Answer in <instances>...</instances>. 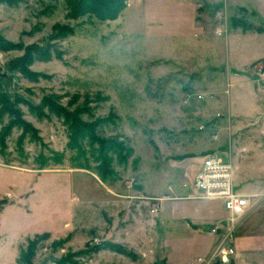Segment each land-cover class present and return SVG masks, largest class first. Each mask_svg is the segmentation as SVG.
Segmentation results:
<instances>
[{
    "label": "rangeland",
    "instance_id": "1",
    "mask_svg": "<svg viewBox=\"0 0 264 264\" xmlns=\"http://www.w3.org/2000/svg\"><path fill=\"white\" fill-rule=\"evenodd\" d=\"M124 3L0 0V264H232L193 184L208 154L264 207V0ZM59 109L131 153L102 178Z\"/></svg>",
    "mask_w": 264,
    "mask_h": 264
},
{
    "label": "built area",
    "instance_id": "2",
    "mask_svg": "<svg viewBox=\"0 0 264 264\" xmlns=\"http://www.w3.org/2000/svg\"><path fill=\"white\" fill-rule=\"evenodd\" d=\"M260 75L264 76V70L260 71ZM193 184L199 191L197 198L218 200L226 212L224 219L211 229L212 232L223 231L213 255L226 262L233 252L236 227L252 207V196L242 194L235 188L231 163L216 154L203 158Z\"/></svg>",
    "mask_w": 264,
    "mask_h": 264
},
{
    "label": "trees",
    "instance_id": "3",
    "mask_svg": "<svg viewBox=\"0 0 264 264\" xmlns=\"http://www.w3.org/2000/svg\"><path fill=\"white\" fill-rule=\"evenodd\" d=\"M71 5V11L74 16L89 14L101 20L113 19L124 8L125 0H68ZM4 107L3 111H6ZM63 118L64 124L67 125L69 131L68 146L80 150V140L86 139L88 145L97 148L95 150L96 159L99 162L98 171L102 178L112 173L111 158L109 153L116 154L119 160H125L131 153V149L127 147L123 141L113 138H103L98 136L96 131L97 122H86L80 118V111L70 112L63 109L55 110ZM24 126L31 128L29 124ZM31 243V242H29Z\"/></svg>",
    "mask_w": 264,
    "mask_h": 264
},
{
    "label": "crops",
    "instance_id": "4",
    "mask_svg": "<svg viewBox=\"0 0 264 264\" xmlns=\"http://www.w3.org/2000/svg\"><path fill=\"white\" fill-rule=\"evenodd\" d=\"M233 181L236 188L235 171ZM236 189L242 194L252 196L253 204L236 227L232 264H264V207L258 208L261 200L255 199L260 196L262 191L245 186Z\"/></svg>",
    "mask_w": 264,
    "mask_h": 264
}]
</instances>
